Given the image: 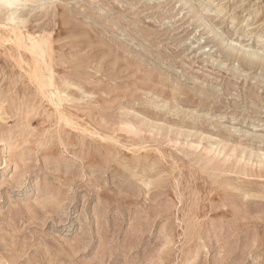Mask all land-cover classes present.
<instances>
[{"label":"rangeland","instance_id":"1","mask_svg":"<svg viewBox=\"0 0 264 264\" xmlns=\"http://www.w3.org/2000/svg\"><path fill=\"white\" fill-rule=\"evenodd\" d=\"M18 2L0 264H264V0Z\"/></svg>","mask_w":264,"mask_h":264},{"label":"bare ground","instance_id":"2","mask_svg":"<svg viewBox=\"0 0 264 264\" xmlns=\"http://www.w3.org/2000/svg\"><path fill=\"white\" fill-rule=\"evenodd\" d=\"M210 1V0H209ZM211 4V3H210ZM19 5V2H18V0H0V8H5L8 12H11V13H13L14 11H15V9L17 8V6ZM12 24V23H11ZM207 44V43H206ZM229 49V52H231V53H234V50L233 49H231L230 47H228ZM227 50V51H228ZM225 54H226V52H225ZM232 55L233 54H228V56H230V57H232ZM234 55H235V53H234ZM237 56V55H236ZM255 56V54L254 53H252V54H250L249 55V57H254ZM244 58V57H243ZM246 58V57H245ZM244 58V59H245ZM247 59V58H246ZM256 59V58H255ZM261 60V59H260ZM258 62H259V60H258ZM262 63V62H261ZM37 80V79H36ZM51 95V94H50ZM52 97V96H51ZM55 99H59V98H55ZM53 103V102H52ZM56 104H58V103H56ZM57 108V107H56ZM59 108V107H58Z\"/></svg>","mask_w":264,"mask_h":264}]
</instances>
